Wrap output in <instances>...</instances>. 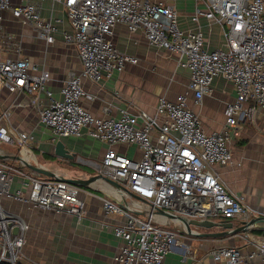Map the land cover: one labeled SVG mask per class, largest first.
Returning a JSON list of instances; mask_svg holds the SVG:
<instances>
[{"label":"built area","instance_id":"obj_1","mask_svg":"<svg viewBox=\"0 0 264 264\" xmlns=\"http://www.w3.org/2000/svg\"><path fill=\"white\" fill-rule=\"evenodd\" d=\"M195 3L191 19L198 22L203 16L219 23L224 35L222 47L208 50L202 32L181 28L178 12L167 3L63 0L72 27L71 31L63 32V38L76 49L81 69L68 73L59 98L48 88L49 71L40 69L29 58L15 55L0 60V86L26 94V101L17 105L36 109L40 123L53 138L77 137L85 130L106 145L99 174L118 182L121 185L118 192L125 196L122 204L102 198L105 215L122 216L112 225L113 234L121 240L114 256L116 264H164L173 247L184 245L183 234H196L157 210L230 223L262 215L231 193L214 167L234 162L228 131L239 123L255 122L257 115L264 112V0H195ZM5 11L22 23L32 24L39 37L53 42L57 26L41 17L36 3L0 0L1 49L13 45L12 33L3 28ZM116 23H123L131 33L142 31L149 45L175 53L178 63L189 70L188 90L195 102L199 103L209 92L215 77L230 84L235 95L225 104L224 128L205 130L199 115L188 106L187 92L178 94L175 100L159 97L151 115L122 110L115 118L95 115L84 108L81 99L93 98L84 87L85 80L98 83L113 71L138 62L136 56L115 46L111 35ZM14 52L19 53L18 46ZM7 117L6 111L0 115V144L16 145L22 158L23 151L35 157L31 133L13 128ZM118 144L135 145L139 154L128 156L115 148ZM34 160L28 162L37 165L36 157ZM18 177L22 182L12 189ZM81 191L78 185L26 168L23 161L0 159V264H19V260L40 264L25 256L30 224L10 209L9 203L64 211L80 218L85 208ZM262 239L256 243L257 250L246 258L234 245L214 246L209 250L212 262L254 264L255 254L264 259V235Z\"/></svg>","mask_w":264,"mask_h":264},{"label":"crops","instance_id":"obj_2","mask_svg":"<svg viewBox=\"0 0 264 264\" xmlns=\"http://www.w3.org/2000/svg\"><path fill=\"white\" fill-rule=\"evenodd\" d=\"M153 1L171 5L178 12V23L181 28L199 29L206 39L208 50L222 47L224 35L219 23L209 21L203 16L198 18V22L191 19L196 7L195 0ZM12 2L36 3L41 17L52 20L58 31L54 33L53 42L48 43L38 36L32 24L22 23L13 17L10 11H5L3 28L12 33L13 45L5 50L0 47V60L15 55L29 58L40 69L49 71L51 78L48 88L59 98L60 88L65 83L68 73L79 72L81 69L76 49L63 38V32L72 29L63 0H12ZM199 7L204 5L199 4ZM111 38L117 49L136 56L138 62L127 64L121 71H113L110 76H104L98 83L85 80L84 87L93 98L81 99L84 108L95 115H110L115 118L120 116L122 110H127L131 114L145 112L151 115L159 97L165 96L175 100L178 94L187 92L188 106L199 115L205 130L224 128V107L234 98L235 93L233 87L222 77L218 76L212 80L209 92L197 103L192 92L188 90L189 70L178 63L175 53L149 45L142 31L131 33L123 23L114 25ZM17 46L19 53L14 52ZM26 97L24 93L11 92L0 86V115L6 111L8 124L17 130L31 133L32 143H36L40 151L51 158L47 165L56 166L55 171L60 176L87 178L98 175L106 145L87 135L85 130L77 137L53 138L40 123L36 109L27 105H17V102H25ZM228 132L234 162L229 165H217L214 170L231 193L264 215V112L257 115L255 122L239 123ZM57 140L63 142L65 149L73 154L72 158L58 157L54 154ZM115 148L128 156L139 154L135 145L118 144ZM4 149H0L1 155L11 157L18 153L16 145L5 144ZM28 156L32 157L30 160L35 161L33 155ZM0 159L19 161L12 158ZM21 182V178H16L12 189L19 187ZM81 189L80 197L85 202V208L80 218L64 211L40 210L30 204L19 202L8 204L10 209L20 213L30 224L25 249L27 247L31 249L25 252V256L40 264H48L49 254L57 257L56 264H116L114 256L121 240L113 234L112 225L122 219V216L104 214L102 198L107 196L102 192L87 187ZM116 197L123 201L125 196L117 194ZM240 225L239 221L233 222V227ZM190 229L196 234H183L181 239L184 245L173 247L166 255L164 264H213L209 250L218 245H234L246 258L248 253L257 250L256 243L262 242L264 235V230L261 229L234 232L231 228L220 225L191 224ZM252 260L254 264H264V259L259 254H255ZM22 264L34 263L26 260Z\"/></svg>","mask_w":264,"mask_h":264},{"label":"water","instance_id":"obj_3","mask_svg":"<svg viewBox=\"0 0 264 264\" xmlns=\"http://www.w3.org/2000/svg\"><path fill=\"white\" fill-rule=\"evenodd\" d=\"M54 154L58 157H68V158L73 157V154L69 153L68 150L65 149L63 142H61L60 140H57L55 145H54ZM0 158H12V159L23 161L24 165L27 168H29V169H31V170L39 173V174H43V175H46L48 177H53V178H56L59 180H66V181L73 183L75 185H78L80 187L92 188L94 190L102 192L103 194H105L107 196V198H110L111 200H113L117 204H122V199L120 197L119 198L116 197L117 194L119 195L118 188H120L121 185L112 179L102 177L100 174L92 175V176L87 177V178H65V177L60 176L56 172L49 171L42 166H38L36 164H33L31 162L26 161L20 155L8 157V156L0 154ZM156 212L164 214L166 217L174 219V220L186 225L188 230H191L190 229L191 224L200 225V226H217V225H220L222 227L231 228L234 232L245 231L248 229L264 230V215L254 216L249 220L241 221L240 222L241 225L239 227H233V223H230L227 221H219V222L214 221L213 222V221H209V220L188 218V217L176 215L174 213L163 211V210H157ZM16 231H17V229L15 228L14 232H16Z\"/></svg>","mask_w":264,"mask_h":264},{"label":"rangeland","instance_id":"obj_4","mask_svg":"<svg viewBox=\"0 0 264 264\" xmlns=\"http://www.w3.org/2000/svg\"><path fill=\"white\" fill-rule=\"evenodd\" d=\"M4 145H5V143H3V144H0V149L2 150V149H4ZM31 148H32V151H33V154L35 155V157L37 158V165H41V166H44L45 168H47V169H50V170H53V171H55V169H56V166L54 167V165L53 166H49V165H47V163H49L50 161H51V158L50 157H46V155H44L41 151H40V149H39V147L38 146H36V143H32V145H31ZM6 149V148H5ZM4 149V150H5ZM12 151L14 152L15 151V148H13L12 149ZM18 155V154H17ZM32 158V157H31ZM50 160V161H49ZM31 163H33V164H35L34 162H31ZM52 165V164H51ZM27 168V167H26ZM56 172V171H55ZM41 175H43V174H41ZM30 247H27L26 249H25V252H28V251H30ZM44 249V248H43ZM51 249L52 248H50L49 250H50V252H51ZM28 250V251H27ZM56 259H57V257H55L54 258V255L53 254H49V257H48V264H56ZM19 262V264H22V262L23 261H21L20 262V260L18 261ZM2 264H4V263H2Z\"/></svg>","mask_w":264,"mask_h":264},{"label":"bare ground","instance_id":"obj_5","mask_svg":"<svg viewBox=\"0 0 264 264\" xmlns=\"http://www.w3.org/2000/svg\"><path fill=\"white\" fill-rule=\"evenodd\" d=\"M28 155H30V154H28V153H26L25 151H23V158H24L26 161L32 159L31 156H28ZM27 157H28V159H27ZM42 167H44V166H42ZM44 168H45V167H44ZM45 169H47V168H45ZM47 170L52 171V172H55V171L50 170V169H47ZM132 203H133L134 205L138 206V203L135 202L134 199H132Z\"/></svg>","mask_w":264,"mask_h":264},{"label":"trees","instance_id":"obj_6","mask_svg":"<svg viewBox=\"0 0 264 264\" xmlns=\"http://www.w3.org/2000/svg\"><path fill=\"white\" fill-rule=\"evenodd\" d=\"M4 264H6V263H4Z\"/></svg>","mask_w":264,"mask_h":264}]
</instances>
